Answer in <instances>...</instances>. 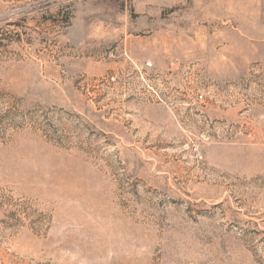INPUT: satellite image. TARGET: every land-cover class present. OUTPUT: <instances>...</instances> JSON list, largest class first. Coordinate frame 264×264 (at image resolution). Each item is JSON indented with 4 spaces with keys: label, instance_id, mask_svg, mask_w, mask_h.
Here are the masks:
<instances>
[{
    "label": "rangeland",
    "instance_id": "374dc122",
    "mask_svg": "<svg viewBox=\"0 0 264 264\" xmlns=\"http://www.w3.org/2000/svg\"><path fill=\"white\" fill-rule=\"evenodd\" d=\"M0 264H264V0H0Z\"/></svg>",
    "mask_w": 264,
    "mask_h": 264
},
{
    "label": "built area",
    "instance_id": "2783aa9c",
    "mask_svg": "<svg viewBox=\"0 0 264 264\" xmlns=\"http://www.w3.org/2000/svg\"><path fill=\"white\" fill-rule=\"evenodd\" d=\"M145 66H147V67H151V66H152V63H151L150 61H147V62L145 63Z\"/></svg>",
    "mask_w": 264,
    "mask_h": 264
}]
</instances>
